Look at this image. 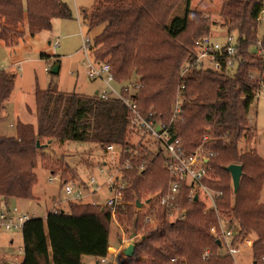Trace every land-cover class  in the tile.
Segmentation results:
<instances>
[{
  "label": "trees",
  "instance_id": "obj_1",
  "mask_svg": "<svg viewBox=\"0 0 264 264\" xmlns=\"http://www.w3.org/2000/svg\"><path fill=\"white\" fill-rule=\"evenodd\" d=\"M190 2L95 0L90 10H83L89 29H101L92 42L89 40V52L96 61L110 63L117 83L132 79L139 85L137 107L151 122L169 124L178 93L184 95L183 119L172 122V137L180 138L188 153L205 142L211 153L205 184L222 193L217 198V209L237 221L235 239L254 237L256 260L260 258L259 264H264V158L255 149L241 147L242 142H252L256 137V127L248 117L251 104L261 96L258 90L264 81V54H257L259 49L264 51V22L258 21L264 0H226L221 22L199 17ZM180 3L185 4L183 11L168 20L165 17L162 25L160 13L170 16ZM72 15L71 7L62 0H0V40L13 46L26 31L35 35L51 29L55 18ZM215 29L235 35L244 64L231 74L199 68L183 78V65L196 58L197 40L212 35ZM14 88L15 74L1 70L0 122ZM35 101V124L18 118L16 135L0 133V197L5 202L35 198L36 169L41 163L52 170L45 163L47 145L54 140L97 143L107 151L119 146L122 153L118 160H129L134 167L123 170L124 202L115 209L70 200L68 210L60 206L45 218L30 217L22 229L24 257L19 264H83L85 256L101 263L112 246L114 216L122 224L130 223L133 232L152 225L150 216L141 214L143 209L137 202H141L144 192L154 189L155 194L147 199L151 204L148 213L156 214L159 221L142 234L146 239L135 255L125 257L128 264H135L133 259L139 253L150 256V264L172 260V264H184L177 262V256L196 264L191 259L199 247L200 262L232 264L233 256L228 251L219 256L224 246L205 231L210 223L218 222L216 211L206 209L202 199L190 201L191 186H180L178 205L185 209L184 218L173 217L166 206L159 205L155 198L169 190L174 178L165 166L166 156L161 149L155 147L152 151L149 145H136L130 140L131 134L138 131L123 101L50 87L37 88ZM231 164L243 167L237 192L226 169Z\"/></svg>",
  "mask_w": 264,
  "mask_h": 264
},
{
  "label": "rangeland",
  "instance_id": "obj_2",
  "mask_svg": "<svg viewBox=\"0 0 264 264\" xmlns=\"http://www.w3.org/2000/svg\"><path fill=\"white\" fill-rule=\"evenodd\" d=\"M62 1L71 7L72 17H57L54 19L51 29L43 30L35 35L26 31L25 36L13 46L8 45L4 40H0V68L15 74V88L6 104L3 119L0 122V133L2 134L16 135L18 118L25 122L36 123L35 91L37 88L47 89L50 87L68 92L94 94L96 90H102L106 87L103 80L91 79L86 67L87 61L95 58L91 51L88 53L85 50V42L89 40L92 42V39L99 34L101 29H89L84 19L83 10H90L95 4V0ZM225 2L226 0H191L190 6L198 13L199 17H208L211 20L221 22L220 15ZM184 7L185 4L180 3L172 10L170 16L167 12H161L162 25L173 14L181 13ZM165 17L166 20H164ZM160 33L163 35V31L160 30ZM225 35V32L220 29H215L212 34L214 38L220 41L224 39ZM57 38L60 40L58 47L54 45ZM42 54L49 55V57H43ZM57 63L60 64L59 73L53 74L51 68ZM127 82H133V80L125 81V83ZM248 118L249 122L256 127V137L252 142H242L241 147L243 150L255 149L264 158V96L256 97L250 106ZM143 133L139 131L132 133L130 140L136 145L139 143L149 145L150 149L155 151L156 148L151 141L152 139ZM47 148L49 153L45 164H50V169L52 168L54 171L46 169L41 163L39 164L36 169L38 183L34 187L35 198L15 199L20 201H10L7 206L5 200L0 197L3 201L0 200V212L18 207L22 213L29 216L45 218L48 212L57 206L68 210L70 200L68 199L69 195L63 189L64 183H75V189H84L83 202L103 205L115 197L116 190L111 189L108 179L110 177L109 170H115L117 165L119 148L116 147L110 152L104 150L97 143L79 141L60 143L58 140L48 143ZM92 179H94V183ZM155 192V189L151 192H144L141 198L143 203V206L140 207L143 209L141 214L147 213L150 216L149 223L152 225L145 228L141 227L137 232L139 235L144 234L146 229L153 228L159 221L156 214L148 213L151 204L146 203L147 199L153 196ZM222 217L225 221L231 220L233 224L237 222L234 218L230 219L225 215ZM171 219L173 218L171 217ZM112 222L110 243L116 249H111V254L109 250L108 260L102 264H128L125 256L120 253V239L127 241L133 233V226L127 222L122 224L117 216L113 217ZM218 224L219 221L210 223L205 231L210 234L211 227L213 225L218 226ZM250 237L254 238L253 236ZM12 239L13 242H11ZM236 245L240 247V250L234 254L232 264H259L258 259L260 258L256 260L254 250L245 244L242 238H238ZM199 248L194 251L191 261L196 264H204L199 260ZM226 251V248L222 247L218 251V255L224 256ZM23 257L22 230H7L3 225H0V264H17ZM149 258L151 257L147 254L139 253L133 260L136 262L135 264H150ZM184 258L177 256L176 259L177 262L188 264L190 261L188 262ZM172 262L173 260L171 263L159 261L158 264H172ZM217 262L214 264H219V261ZM83 264H97V260L94 257L85 256Z\"/></svg>",
  "mask_w": 264,
  "mask_h": 264
},
{
  "label": "built area",
  "instance_id": "obj_3",
  "mask_svg": "<svg viewBox=\"0 0 264 264\" xmlns=\"http://www.w3.org/2000/svg\"><path fill=\"white\" fill-rule=\"evenodd\" d=\"M259 22H264V9L261 11ZM226 34V33H225ZM60 40L56 39L54 45L59 46ZM85 50L89 53V41L85 42ZM261 44V42H260ZM196 58L193 62H187L182 67L181 76L187 77L191 75L194 69H213L219 72L231 74L237 71V69L244 64L245 59L239 53V45L236 41L234 34H226L223 40L214 38L212 35H204L200 37L196 42ZM258 55H263L264 51L259 49ZM94 59V58H93ZM88 68V76L91 79H100L105 83V88L98 91L103 99L116 98L123 101L132 113V126L136 131L147 134L153 142L155 147L161 149L166 156V168L174 178L169 190L164 194H158L156 197L160 206H166L171 215L178 218H184L185 209H180L178 198L180 186L182 183H186L191 186L189 199L194 201L198 196V200L202 199L206 202V209H214L218 216L219 224L211 227V234L216 236L226 250L234 257V254L240 250V247L236 245L238 240L235 239L237 232V224H233L231 220L225 221L222 214L217 209V198L222 193H216L211 190L206 184L205 180L209 176L208 161L210 160L211 153L205 148V142H203L198 149L194 152L188 153L182 145L180 138H173L171 134L172 122L178 119H183L181 116L183 105L185 103L184 95L179 92L176 102L173 108V115L171 122L166 124L164 122L154 123L146 119L139 112L136 95L139 85L136 82H127L119 84L115 80V75L112 71V67L108 62H101L89 60L86 63ZM2 69L0 68V71ZM185 86L182 85L181 88ZM128 92V95L125 94ZM258 95L264 96V81L262 82ZM143 133V134H144ZM205 141L209 140L206 135ZM119 148V156L122 153V149L119 146H111L109 151H113L115 148ZM134 166L131 161L125 160L124 162L117 161L115 170H109L108 184L111 189L116 190L115 197L109 199L105 206L114 208L123 204V191L126 187V183L123 181V170L132 169ZM140 169L144 168V165L139 166ZM94 183V179H92ZM75 183H64L63 189L69 195L71 201H82L84 198V189H75ZM60 206L55 207L54 209ZM26 213H22L18 207L13 210L0 212V225H3L7 230L23 229L25 222L30 219ZM248 246H253L254 239L250 236L242 239ZM108 256L101 259V264L107 262Z\"/></svg>",
  "mask_w": 264,
  "mask_h": 264
},
{
  "label": "water",
  "instance_id": "obj_4",
  "mask_svg": "<svg viewBox=\"0 0 264 264\" xmlns=\"http://www.w3.org/2000/svg\"><path fill=\"white\" fill-rule=\"evenodd\" d=\"M59 70H60V64H58V63L55 64L51 68V72L53 74L59 73ZM96 94H98V92ZM37 146L40 147V140L37 141ZM226 169L231 173L234 191L237 192L240 188L241 177L243 174V167L240 164H231V165L227 166ZM195 200H198V196L195 197ZM148 202H149V200H147L146 203H148ZM137 206L142 207L143 203L138 201ZM145 239H146V236L139 235L137 232L134 231L127 241L120 239V242H121L120 253L122 255H124L125 257L134 256L136 253V249L141 244H143ZM218 243L221 244V241L218 240ZM97 264H101V263L97 262Z\"/></svg>",
  "mask_w": 264,
  "mask_h": 264
},
{
  "label": "crops",
  "instance_id": "obj_5",
  "mask_svg": "<svg viewBox=\"0 0 264 264\" xmlns=\"http://www.w3.org/2000/svg\"><path fill=\"white\" fill-rule=\"evenodd\" d=\"M99 90H96L95 91V93L94 94H96L97 92H98ZM1 200V199H0ZM2 201V200H1ZM13 201H20V200H11V202H13ZM3 202V201H2ZM8 204H10V201L9 202H6V205L8 206ZM11 242H13V239L11 240ZM111 249H116L114 246H111L110 247V254L112 253L111 252ZM22 261V260H21ZM21 261H18L19 263L21 262ZM19 263H17V264H19ZM11 264H14V263H11Z\"/></svg>",
  "mask_w": 264,
  "mask_h": 264
}]
</instances>
